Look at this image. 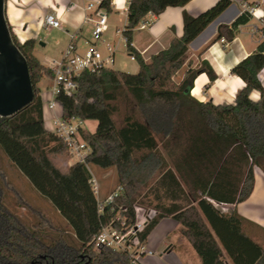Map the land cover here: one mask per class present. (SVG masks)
Masks as SVG:
<instances>
[{
    "label": "trees",
    "instance_id": "1",
    "mask_svg": "<svg viewBox=\"0 0 264 264\" xmlns=\"http://www.w3.org/2000/svg\"><path fill=\"white\" fill-rule=\"evenodd\" d=\"M188 1L128 0L122 35L138 71L108 66L84 70L76 77L74 94H57L63 118L96 121L93 131L80 130L90 152L66 169L54 158L67 153V147L45 128L42 115L38 83L43 77L52 79V70L35 56L36 40L20 41L8 24L27 60L34 96L16 113L0 116V264H141L133 263L125 251L90 244L114 213L108 208L97 213L89 164L115 168L116 186L122 188L115 202L127 206L129 222L134 220V203L156 210L140 232L142 241L162 217L171 216L181 224L201 264H225L223 251L232 264H264V243L250 232L255 225L235 210L224 213L215 205L244 201L253 188V167L264 172V86L258 78L264 63L257 65L249 57L233 70H239L244 86L227 104L199 101L190 93L200 73L211 81L216 77L205 61L198 67L188 65L179 81L174 79L185 63L188 44L230 0H219L197 16L183 10V34L148 61L132 46L133 29L147 14L158 15ZM110 3L100 0L99 7L108 13ZM249 17L243 11L230 26L220 24L215 39L231 41L234 29ZM253 90L259 99H250ZM119 114L120 123L115 119ZM3 158L29 178L59 220L15 184ZM18 207L26 215L19 214Z\"/></svg>",
    "mask_w": 264,
    "mask_h": 264
},
{
    "label": "crops",
    "instance_id": "2",
    "mask_svg": "<svg viewBox=\"0 0 264 264\" xmlns=\"http://www.w3.org/2000/svg\"><path fill=\"white\" fill-rule=\"evenodd\" d=\"M116 1L119 7L112 6L111 11L106 12V15L110 13L114 16H121V18L117 22H112L107 16V28L104 31L106 35L102 42L107 44V46L110 45L107 40L110 37V31L113 29L114 36L121 38L126 51L125 40L122 32H120L123 28L120 26L126 24L128 0ZM217 1L219 0H189L183 7L168 6L158 15L147 14L145 19L133 29L132 46L141 54L145 61H148L151 55L168 47L172 38L180 37L183 34V10L193 16H197L214 6ZM255 1L258 3L259 10L264 13V0H230L231 3L188 44L185 63L174 79L179 81L188 65L198 67L201 61L207 62L216 76L213 81L208 78L206 73H200L195 78L193 88L196 85L199 87V96H194L197 100H211L217 104L232 103L237 91L244 86V79L239 70H233L249 57L257 65L264 63V16L261 20L249 17L245 23L239 24L234 29V37L231 41H226L224 38L215 39L217 28L220 24L230 26L243 11H246L242 6L243 2L251 5ZM84 4L85 0H5L4 14L7 23L20 41L34 38L37 43L38 40L40 41L39 28L47 31L58 29L46 27L43 23L46 13H55L61 21L62 29L59 30L64 31L63 27L67 25L71 28L72 33L76 35L74 42L77 52H79L78 50L81 46L78 45V42L80 38L84 39L85 43V40H91L90 34L95 19L94 14L84 11ZM87 14L89 19H85ZM68 31L69 29L66 28V32L70 34ZM68 40L60 47L59 57L69 42ZM39 43L41 46L46 45L43 41ZM96 49L99 50L98 48ZM34 54L43 65H49L51 59L59 58L53 57L55 56L53 53L47 54L43 50L39 52L36 49V44ZM108 54L109 52L107 51L105 54L101 52L102 58H106ZM114 55L115 49L113 58ZM128 56L130 57L129 54ZM129 59L130 62L127 68L119 67L116 69L113 67V63L107 66L114 70L137 72L138 63L134 58L130 57ZM240 71H243V69H240ZM258 78L264 86V65L258 72ZM38 86L40 87L42 102H44V98H48L50 94L51 79L43 77ZM257 95L259 97V92L256 90L250 93V97ZM59 111L61 112V107ZM53 113L50 110L45 112L42 104L44 126L48 130H51L49 120ZM47 122L49 125H47ZM95 127L96 121H94L92 129H86L93 131ZM159 148H161V145H159ZM74 162H76L75 159L67 155L64 161L65 169ZM92 167L98 178L96 179L98 184L100 183L102 186V191L105 193L112 191L117 185L115 183L114 170L112 168L98 169L93 165ZM88 169L91 172L89 166ZM253 176V188L244 201L237 204L214 203L222 212L231 213L235 210L248 222L254 224L255 226L251 227L250 230L251 234L255 233L258 241L264 243V172L259 167L254 166ZM144 242L146 249L150 253H144L140 256L139 261L141 264H201L192 244L181 233V224L171 216L162 217L151 229ZM222 256L225 264H232L224 251Z\"/></svg>",
    "mask_w": 264,
    "mask_h": 264
},
{
    "label": "built area",
    "instance_id": "3",
    "mask_svg": "<svg viewBox=\"0 0 264 264\" xmlns=\"http://www.w3.org/2000/svg\"><path fill=\"white\" fill-rule=\"evenodd\" d=\"M100 0H85L84 11L95 15L93 27L91 30V44L82 52H77L74 42L76 35H70V40L61 56L58 59H51L49 68H51L53 77L49 97L46 98L47 110L53 111L50 117L51 131L56 134L67 147V153L75 161H84L90 152L87 143L81 138L80 130L84 128V121L77 117L63 118L58 110V93L72 95L76 92L78 81L76 77L84 70L95 71L101 66H107L113 63L114 49L108 45L109 54L102 58L101 53L96 49L95 42L102 38L103 32L107 28L106 11L99 7ZM111 7H119L116 0H111ZM248 14L261 20L264 13L259 10L257 1L251 5L242 3ZM88 18V14L85 15ZM46 27L62 29L61 21L55 13H46L43 18ZM144 26V24H142ZM256 29V28H255ZM257 31V30H255ZM122 32V30H120ZM133 58L132 56H130ZM60 105V104H59ZM89 182L96 199L97 213H104L105 209L114 214L111 215L108 222L101 224L98 231L92 236L90 244L94 249L102 246L111 247L119 251H125L129 254L132 262H140L139 258L144 253H150L146 249L145 242L140 239V232L151 218L156 214V210L145 205L134 203L132 208L134 212L133 222L128 221V208L122 204H116V198L121 194V186H116L111 192L100 196V186L94 175L90 172Z\"/></svg>",
    "mask_w": 264,
    "mask_h": 264
},
{
    "label": "rangeland",
    "instance_id": "4",
    "mask_svg": "<svg viewBox=\"0 0 264 264\" xmlns=\"http://www.w3.org/2000/svg\"><path fill=\"white\" fill-rule=\"evenodd\" d=\"M107 16L109 17V20L112 21V22H117L118 19L121 18V16L120 17L114 16V15H112L110 13L107 14ZM123 26H124V24H122L120 27L123 28ZM66 28L69 29L68 32L70 34H68L66 32ZM39 29H38L39 39H40V41L45 42L46 45L45 46H41L40 43H39L40 41L38 40L37 43H36V49L39 52H41L43 50L44 53H47V54H52L53 53V54H55V56H53V57H59V49H60V47L63 46L68 39H70V35H73L74 34V33H72L71 28H69L67 25H65L63 27L64 31L63 30H59V29H52L51 31H47V30L41 29V28H39ZM113 31H114L113 29L110 31V35H109L110 37L107 40V43L110 44L115 49L114 62H113L112 65L116 69L119 68V67L127 68L128 67L127 65L130 62V59H129L130 57L128 56L127 52L125 51L123 41H121V38L120 37L114 36ZM105 35L106 34L104 32L102 34V38L99 39V40H97L96 41V44H95L96 45V48L99 49L98 51L100 53L102 52L103 54H105L106 51L108 52V50H107V44H105V43L102 42V39L105 38ZM85 41H86V43L84 42V39H81L80 38V40L78 42L79 43L78 45L81 46L78 51L81 52V53L91 44V40H89V41L88 40H85ZM105 49H106V51H105ZM49 65H44V66L49 67ZM122 71H124V70H122ZM127 72L134 73V72H130V71H127ZM42 88H43V86H42ZM45 100H46V98H44L43 105H44L45 112H47ZM127 106H128V102L127 101L125 103H122V106H121V111L122 112H121V114L126 110V107ZM133 108L135 109V107H133ZM58 110H60L59 103H58ZM121 114L115 116V119H116V121L118 123H120V121H121ZM93 124H94V121L93 120L84 121V123H83L84 127L87 128V129H89V130L93 128ZM47 125H49L48 122H47ZM67 155H68V153L60 154V155H58V156H56L54 158L55 163L59 167H61L62 169H65L64 161L66 160V156ZM3 161H4L3 163H5L6 167L8 168L9 176L13 179V181L15 182V184H17L18 186H20L22 188V190L24 191V193L29 198L35 200V202L38 205H40L44 209H46L48 211V213H50V215L55 220L58 219V215H57L58 213H56L54 211L51 203L48 200L44 199L41 195H39L34 190V188L32 187V185L29 182V178L26 175L20 174L16 170V168H14L13 166H11L10 165V162L7 161L5 158H3ZM88 166L90 167V170L93 173V175H95V177H96V174H95V172L93 170L92 165L89 164ZM110 168H112L114 170V172H115V179H116V170H115V168L114 167H110ZM98 169H101V168H98ZM96 179H98V178L96 177ZM99 186H100V196H104V195H106V194L109 193V192L108 193H105V192L102 191V186H101L100 183H99ZM85 206H86L87 211L90 212V200H89V198L87 199V201L85 203ZM16 211L19 214H21V215H26V212H27L23 207L16 208ZM60 219H62V217H60ZM67 231H69V229Z\"/></svg>",
    "mask_w": 264,
    "mask_h": 264
},
{
    "label": "water",
    "instance_id": "5",
    "mask_svg": "<svg viewBox=\"0 0 264 264\" xmlns=\"http://www.w3.org/2000/svg\"><path fill=\"white\" fill-rule=\"evenodd\" d=\"M0 0V116H10L33 99L26 58L14 43Z\"/></svg>",
    "mask_w": 264,
    "mask_h": 264
},
{
    "label": "bare ground",
    "instance_id": "6",
    "mask_svg": "<svg viewBox=\"0 0 264 264\" xmlns=\"http://www.w3.org/2000/svg\"><path fill=\"white\" fill-rule=\"evenodd\" d=\"M198 82V81H197ZM199 85V84H198ZM191 93H192V95L193 96H199V87L196 85L193 89H192V91H191Z\"/></svg>",
    "mask_w": 264,
    "mask_h": 264
},
{
    "label": "clouds",
    "instance_id": "7",
    "mask_svg": "<svg viewBox=\"0 0 264 264\" xmlns=\"http://www.w3.org/2000/svg\"><path fill=\"white\" fill-rule=\"evenodd\" d=\"M250 99H259L258 95L254 97H250Z\"/></svg>",
    "mask_w": 264,
    "mask_h": 264
}]
</instances>
